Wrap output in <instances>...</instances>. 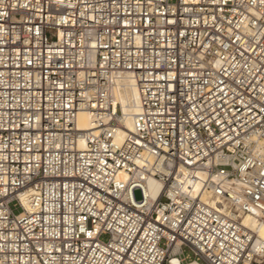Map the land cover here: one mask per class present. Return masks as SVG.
Here are the masks:
<instances>
[{"label": "built area", "instance_id": "2783aa9c", "mask_svg": "<svg viewBox=\"0 0 264 264\" xmlns=\"http://www.w3.org/2000/svg\"><path fill=\"white\" fill-rule=\"evenodd\" d=\"M240 213L264 223V0H0V264H264Z\"/></svg>", "mask_w": 264, "mask_h": 264}, {"label": "bare ground", "instance_id": "6f19581e", "mask_svg": "<svg viewBox=\"0 0 264 264\" xmlns=\"http://www.w3.org/2000/svg\"><path fill=\"white\" fill-rule=\"evenodd\" d=\"M113 95V106L119 113L120 126L117 129V137L121 138L125 132L133 127L135 113L139 110V90L134 78L130 74L115 77L111 86ZM78 123L81 129H86L91 126V116L88 112L82 111L78 116ZM160 187V183L155 180H149L145 186L148 195L154 197ZM208 202L212 205L217 203V195L209 193L207 195ZM23 202L26 204L24 198ZM237 207L229 200H223L222 210L224 212L237 211ZM239 220L243 225L251 227L257 231V237L254 243V249L264 257V223L258 221L256 217L248 213H240ZM176 252V249L173 250ZM171 262L178 264L180 258L172 256ZM187 264H202L199 261H189Z\"/></svg>", "mask_w": 264, "mask_h": 264}, {"label": "rangeland", "instance_id": "374dc122", "mask_svg": "<svg viewBox=\"0 0 264 264\" xmlns=\"http://www.w3.org/2000/svg\"><path fill=\"white\" fill-rule=\"evenodd\" d=\"M135 197L137 199L141 198L142 197V193H141V190L140 189H136L135 190Z\"/></svg>", "mask_w": 264, "mask_h": 264}]
</instances>
